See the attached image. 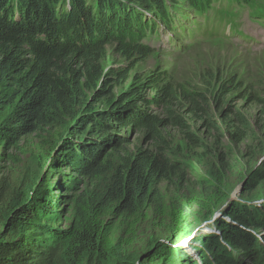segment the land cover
I'll return each instance as SVG.
<instances>
[{"label":"trees","instance_id":"obj_1","mask_svg":"<svg viewBox=\"0 0 264 264\" xmlns=\"http://www.w3.org/2000/svg\"><path fill=\"white\" fill-rule=\"evenodd\" d=\"M219 1L248 6L252 16L256 12V0H0V148L15 135L48 130L53 135L43 141L49 151L55 150L40 182L16 198L8 196L0 181V264H184L176 240L170 245L153 241L141 256L128 260L119 258L116 247L130 245L135 218L154 211L152 182L166 166L179 169L168 163L170 145L162 134L169 125L186 128L172 107L186 103L185 109H177L204 115L205 96L171 82L157 69L115 98L106 88L111 79L103 81V63L107 48L129 63L150 56L143 46L152 27L145 24V13L168 28L174 16L186 13L208 25L209 12ZM219 16L232 23L236 15L228 7ZM128 72L117 73V79ZM205 80L217 82L212 88L217 108L241 84L233 76L223 82L217 77ZM144 92L153 98L146 99ZM158 104L165 108L164 120L146 113ZM235 118L243 124L241 116ZM132 131L142 132L152 147L121 150L127 141L123 134ZM184 135L195 143L191 133ZM232 136L239 138V132L234 129ZM111 140L115 143L100 155ZM53 174L59 176L58 183H51ZM207 174L197 179L193 194L157 206L173 239L187 235L197 219L208 220L211 208L225 198L222 175L216 170ZM250 174L242 188L251 183ZM75 176L85 189L95 188L114 204L100 208V203L74 202L68 226L54 228L63 220L62 193L71 190ZM219 213L209 219V231L193 234L187 242L200 259L197 264H230L237 254L247 259L245 264H264L258 242L264 244L259 231L264 229V206L229 200ZM111 216L117 222L114 230L106 222ZM201 253H209L208 258Z\"/></svg>","mask_w":264,"mask_h":264},{"label":"rangeland","instance_id":"obj_2","mask_svg":"<svg viewBox=\"0 0 264 264\" xmlns=\"http://www.w3.org/2000/svg\"><path fill=\"white\" fill-rule=\"evenodd\" d=\"M256 3L259 11L264 9V0H256ZM144 21L146 25H153L154 30L157 26L161 27L157 21L152 20L151 16L144 18ZM255 21L256 19L250 21L244 15L239 21V30L247 35L253 48L260 49L257 51L243 50L222 38H217L213 42L202 39L203 42L195 44L174 38L173 47L176 49L166 48L164 46L167 44L168 35H161L158 40H155V36L147 40L150 56L129 63L116 54L114 48H107L103 63V81L111 79L107 82L106 88L111 90L112 97L120 96L131 82H143L158 69L166 72L171 82L182 83L191 92H200L205 96L207 105H204V115L185 114L183 110L177 109H185L188 106L186 103L172 107V110L183 118L186 128L169 125L162 129V134L170 145L171 154L168 163L179 166V169L169 170L166 166L161 178L152 182L150 199L156 205L155 209L152 211L150 208L148 212L135 218L132 243L116 247L120 259L128 260L141 256L151 247L153 241L170 245L171 241L176 240L175 248L180 250L178 253L182 262L197 264L200 259L195 254V249L188 247L187 242L193 234L210 230V226L207 225L210 224L209 219L219 216V211L226 202L235 200L252 206H264V30ZM156 32L161 34V30ZM127 71H129L127 76L117 79V73L123 74ZM229 76L240 81V91L226 96L217 108L212 91L217 82L209 84L205 79L217 77L223 82ZM201 80L207 84L205 87L201 86ZM92 94L90 91L88 96ZM142 94L146 99L153 98L151 92ZM250 95L253 98H249ZM1 98L0 95V101ZM102 102L105 103L106 100ZM146 113L153 114L157 119L166 118L165 108L160 104L149 106ZM236 114L243 119L242 125L236 121ZM204 119L206 122H203ZM234 129L239 132V138L232 136ZM185 131L193 135L194 144L186 139ZM49 133L51 132L43 130V132L15 135L11 141L2 144L0 181H3L9 197L16 198L25 191L23 189L36 186L44 177L55 155V150L49 151L43 141L49 140L53 135ZM123 137L127 138L120 147L123 151L133 152L137 148L152 147V143L142 132L132 131L123 134ZM215 170L222 175L224 189L226 188L225 198L211 208L208 220L197 219L188 229L187 235L173 239L167 222L161 217L157 206H165L173 198H183L186 193L193 194L197 179L207 177L208 172L214 173ZM254 170L258 171L250 174ZM64 171L68 173V169ZM249 174L251 183L242 188L241 182ZM33 178L38 181L31 182ZM50 179H52L51 183L59 182L57 174H53V178ZM74 180L71 190L62 193L66 197L60 207L63 211V220L56 223L54 228L68 226L70 208L74 202L88 201L95 206L100 203V208H108L114 204L98 194L95 188L85 189L84 183L76 176ZM106 222L113 230L117 225L114 216L109 217ZM259 231L264 233V229ZM120 232V229L115 230V236L118 237ZM258 242L264 248V244L260 240ZM201 255L208 258L209 253L206 257L202 253ZM220 261H224L223 258ZM239 262L245 264L247 259L245 260L242 254H237L230 264Z\"/></svg>","mask_w":264,"mask_h":264},{"label":"water","instance_id":"obj_3","mask_svg":"<svg viewBox=\"0 0 264 264\" xmlns=\"http://www.w3.org/2000/svg\"><path fill=\"white\" fill-rule=\"evenodd\" d=\"M116 136V135H115ZM119 136V135H118ZM115 140H117L116 137H113ZM115 140H111V142H105V145L103 146V148H101V151H100V155L103 154L107 149H109L114 143H115ZM127 140V138H126Z\"/></svg>","mask_w":264,"mask_h":264},{"label":"bare ground","instance_id":"obj_4","mask_svg":"<svg viewBox=\"0 0 264 264\" xmlns=\"http://www.w3.org/2000/svg\"><path fill=\"white\" fill-rule=\"evenodd\" d=\"M141 12H143V10H142ZM143 13H145V12H143ZM143 13H142V14H143ZM147 16H149V15H147V14L145 13V16H144L143 18H146ZM150 25H151V24H150ZM151 31H152V32H151ZM150 32H151L152 35L154 34V27H153V25H152V27H151ZM143 46H144L145 48H147L146 44H144Z\"/></svg>","mask_w":264,"mask_h":264}]
</instances>
